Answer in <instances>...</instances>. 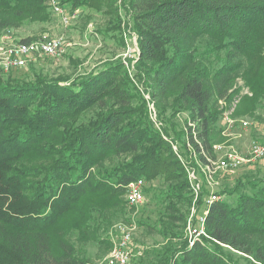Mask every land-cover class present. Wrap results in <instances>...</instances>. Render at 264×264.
Wrapping results in <instances>:
<instances>
[{"label":"trees","instance_id":"16d2710c","mask_svg":"<svg viewBox=\"0 0 264 264\" xmlns=\"http://www.w3.org/2000/svg\"><path fill=\"white\" fill-rule=\"evenodd\" d=\"M98 1L61 0L73 12ZM48 2L0 0V33L48 21ZM125 2L140 49L135 75L149 86L164 132L150 118L146 99L120 58L74 77L38 71V61L29 64L31 73L0 66V264H89L88 254L66 237L69 217L76 214L73 227L111 249L99 226L129 221L127 186L140 178L146 181V199L154 194L162 207L154 225L137 223L165 243L145 249L139 264L144 256L149 264H253L221 243L264 264V177L244 173L230 187L227 181L238 169L224 172L219 192L225 197L206 216L207 230L219 242L189 246L184 229L193 194L172 145L179 141L187 154L189 137L200 151L190 121L204 150L213 152V144L225 139L219 101L231 103L239 94L238 77L253 94L241 97L234 115L260 121L264 0ZM109 8L113 22L97 32L122 49L124 16L117 0H109ZM31 40L34 36L21 41ZM70 61L78 67V60ZM256 138L264 144V137ZM109 157L115 158L111 165L105 164ZM157 179L161 187L152 183ZM137 207L147 210L145 202L133 210Z\"/></svg>","mask_w":264,"mask_h":264},{"label":"rangeland","instance_id":"374dc122","mask_svg":"<svg viewBox=\"0 0 264 264\" xmlns=\"http://www.w3.org/2000/svg\"><path fill=\"white\" fill-rule=\"evenodd\" d=\"M64 7L68 12H70V14L74 13L73 11H71V8L68 5H64ZM117 8L119 9L120 16H124L121 17L122 36L126 41V46L122 49L119 47L120 44L118 43V41L114 40L111 37H108V35L106 34L101 35L100 32H97V30H103L104 28L108 27L111 23V20L113 22V18L110 14H108V9H111L109 8V0H99L96 3L95 7L81 8L76 10L78 11L79 15L72 19V22L69 26H65L60 17L55 15L50 9L52 14L48 21L27 22L20 28L6 29L0 33V41L1 37H3L5 34L11 35L15 40L26 36H34L35 40L54 36H63L66 39V42L70 44L65 53H62V55L59 56L40 57L37 60L38 62L36 61L37 64L35 65V68L38 71L42 70L44 73H47L50 76L69 74L74 77L86 71L92 70L94 67L102 64L104 61L110 58H120L124 63V60L128 58L127 50L129 49V47H134V35L136 37L137 35L130 23L132 14L131 8L126 4L125 0H117ZM70 59L73 62L78 60L79 65L77 68L75 67L74 63L70 61ZM136 62L137 61L134 62L135 66ZM30 68L31 66L29 65L27 67L19 68L18 70L31 73L32 71L30 70ZM127 69L128 71H130L128 67ZM130 76L137 85L136 75L134 73H131ZM143 83L145 85L144 89L147 90L149 86L147 87V85L145 84V80H143ZM236 86L240 88V92L237 96H235L233 101L235 99H239L237 103L238 106L243 95L248 94L251 96L253 93L251 92L250 87L245 85V80L243 77L237 78ZM137 87L139 88L138 85ZM140 91L143 96L145 95V98L147 92L143 93L142 89H140ZM148 91L150 92L149 88ZM225 102L228 106L232 103H228L227 100H225ZM221 105L222 104L219 101V106L221 107ZM156 109L158 110V108ZM183 113L184 114H179L180 119H184L186 112ZM257 114L259 115V122H256L249 115L238 116L240 118L250 120L252 122V125L247 129H240L239 127H237L235 129L236 136L233 131L231 134L233 137L225 136V139L220 142L232 144L242 153H249L250 145L255 139H257L256 137H264V101L262 102L261 107L258 109ZM161 126L163 128L165 126V123H163V125ZM114 162L115 158L109 157L105 161V164L111 165ZM244 173H253L257 175V177H264V159L255 161L252 164L243 165L241 168L236 170L232 174L231 178L227 181L229 186H234L235 180ZM152 183L159 187H161L163 184L162 179H157ZM155 192L158 193V190H155ZM158 199L160 198L158 196L155 197L154 194L148 195L147 199H145V203L147 206V210L145 211H142L138 207L133 210V206H130L127 203L126 205L128 208V212L126 217H129V221L118 219L110 226H99L101 228L100 236H103V238H109L112 241L113 245L111 249L107 246H99L97 240L88 238L87 235H85L79 229L74 228L73 224H75L74 221L76 220V214H72V216L69 217L68 223L70 224L69 230L67 229L66 232V237L76 248L83 251L86 255L88 254V256L91 258V262L89 264H107V258L110 252L113 250V248L115 247V243L120 239L122 235L120 226L126 225L131 229L132 240L129 246L132 254L135 255H133V259H131L129 264H139L138 261L141 260L139 259L141 256L140 254H143L145 249L161 247L165 243V239L162 235L153 231L150 227L139 225L137 223V219H143L148 220L151 225L155 224L159 215L158 210L162 207V204L159 203ZM231 201H233V199ZM225 247L229 248L235 254H238L245 258H249L253 261V264H263L255 260L251 255H248L232 247L231 245ZM142 260L144 261V264H149L148 256H144Z\"/></svg>","mask_w":264,"mask_h":264},{"label":"built area","instance_id":"2783aa9c","mask_svg":"<svg viewBox=\"0 0 264 264\" xmlns=\"http://www.w3.org/2000/svg\"><path fill=\"white\" fill-rule=\"evenodd\" d=\"M48 6L55 15L60 17L65 26H69L72 19L79 15L78 11L70 14L61 0H49ZM69 46L70 44L66 42L63 36L21 41L13 39L9 34H5L1 37L0 41V66L7 72L13 68H23L30 63L36 62L40 57L62 55ZM139 54L140 49L137 43V37L134 35V47H129L127 50L128 58L124 60L126 67L130 70V74L136 73L134 62L138 60ZM137 85L142 89L143 93L147 92L145 98L147 99L150 118L156 124L157 128L159 127L164 132L161 126L163 122L159 118L158 110L156 109L157 106L155 100L152 98L151 92L148 89H144L145 85L143 80L137 78ZM225 100H220L222 104L221 108L224 109L222 119L225 128L222 134L223 136H232L231 134L234 131L236 136L235 129L237 127L247 129L252 125V122L234 115L239 99H235L229 106ZM189 125L195 128V123L189 121ZM194 128V137L200 145V151H197L193 147L189 137L186 138L187 154L186 151L181 152L179 141H172L174 150L186 167L193 194V200L185 225V234L189 241V246L201 240L219 242L208 232L206 216L209 207L214 202L223 200L225 197L219 192L222 174L227 171L239 169L248 163L264 159V144L256 140L251 143L249 148L250 152L246 154L242 153L234 145L223 142L213 144V152L209 153L204 150ZM200 154L204 157L203 159L200 157ZM145 184L146 181L143 178L129 183L125 195L128 205L140 206L144 204L146 199L144 194ZM120 229L122 235L110 252L107 258V264H129L132 258L133 254L129 246L132 240L131 229L126 225L120 226ZM221 245L229 246L224 243H221Z\"/></svg>","mask_w":264,"mask_h":264},{"label":"crops","instance_id":"0c3cea01","mask_svg":"<svg viewBox=\"0 0 264 264\" xmlns=\"http://www.w3.org/2000/svg\"><path fill=\"white\" fill-rule=\"evenodd\" d=\"M18 40H22V38H19Z\"/></svg>","mask_w":264,"mask_h":264}]
</instances>
